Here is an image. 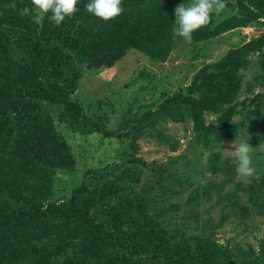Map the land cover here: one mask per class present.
I'll list each match as a JSON object with an SVG mask.
<instances>
[{
    "label": "trees",
    "instance_id": "obj_1",
    "mask_svg": "<svg viewBox=\"0 0 264 264\" xmlns=\"http://www.w3.org/2000/svg\"><path fill=\"white\" fill-rule=\"evenodd\" d=\"M84 3L56 25L46 17L33 19L31 12L21 15L31 0H0V264H264V234L258 252L216 237L230 216H264V184L251 180L244 188L236 183L234 189L250 190L252 208L235 190L218 193L233 180L234 168L229 163L218 168L217 152L210 153L209 167L223 170L226 178L219 185L199 184L190 169L175 167L185 160L195 168L189 154L149 164L139 156L138 143L144 135L170 143L162 128L167 122L191 125L194 151H189L194 155L199 146L220 147L241 134L246 139L252 133L246 139L250 145L260 140L264 91L257 88L264 87V35L234 41L215 61L206 60L227 43L217 42L223 34L264 24L258 20L264 0L254 2V8L241 6L227 20L212 16L188 40L199 50L185 71L195 70L189 83L164 86L148 100L138 93L117 128L109 126L110 113L100 110L103 102L89 116L73 95L89 65L91 70L112 67L131 50L157 63L167 61L179 37L172 32L176 0H122L123 13L109 22L88 13ZM252 53H258L261 72L246 84L251 95L239 100L241 70L249 66ZM198 58L202 61L196 63ZM207 114L216 118L207 121ZM67 132L87 141L96 134L116 136L123 146L115 160L88 168L77 182V158ZM178 144L171 143V151ZM191 186L184 203L171 202V196ZM214 189L221 218L202 221L199 207L213 199ZM179 212L184 213L181 222Z\"/></svg>",
    "mask_w": 264,
    "mask_h": 264
},
{
    "label": "rangeland",
    "instance_id": "obj_2",
    "mask_svg": "<svg viewBox=\"0 0 264 264\" xmlns=\"http://www.w3.org/2000/svg\"><path fill=\"white\" fill-rule=\"evenodd\" d=\"M258 1L259 0H225V10L213 16L218 19V21L227 20L235 13H239L238 10L241 6L254 8V2L257 3ZM183 2L184 0H176L177 5ZM258 20L264 22V15L260 16ZM261 35H264V24H249L247 26L237 28L234 33L229 31L219 37L224 38V41L227 43H222L218 46V49L212 50L213 57L207 59L206 62L215 61V59L219 58L227 51V49L233 46L234 41L236 45L238 43L242 44ZM214 44L216 45L217 42L214 41ZM196 45L200 48V44ZM205 49L206 47L204 50ZM197 51L199 50L195 48V45H191L188 40L180 36L176 38V43L173 46L169 59L163 63H157L156 61L149 59L142 52L131 50L112 67L102 66L100 69L96 70H91V68L88 67L89 69L84 73L82 78L80 88L73 96L78 98L87 107L86 111L89 116H95L96 103L103 102V106L100 110L102 113H110L112 116V125L109 126L111 128H117V125L120 124L121 118L127 110V107L129 104L131 105L133 98L138 93H140V98L148 100L154 95H157L160 89L164 88V86L173 89L178 86L187 85L195 70L191 69L190 72L187 73L185 71H187L186 69L190 68V66L194 63V60H190V56L193 52L196 53ZM258 57V53H252L249 57L251 60L249 66L246 69L241 70V73L244 74V82L242 84V92L239 96V100H243L246 96L251 95L246 92L245 87L247 82L251 81L255 74L261 72V68L258 65ZM201 61L202 60L198 58L196 63ZM141 72L145 75L143 76V73ZM146 73L155 76L148 77ZM141 86L145 88L140 91ZM258 90L259 88H257V91ZM88 103L90 104L89 106ZM205 118L208 121L210 119H215L216 115L207 114L205 115ZM239 118L240 117L237 116L235 119L237 120ZM59 127L63 128L62 126ZM162 128L164 135L169 138L170 143H166L162 139L154 136L144 135L138 140L140 146V157L145 159L149 164H164L167 160L169 161L170 157L189 154L191 161L195 162V168L191 166L192 163L191 165H188L187 162H184L185 160L176 161L175 167H181L182 170L190 169V174L193 176L195 173L199 180V184L211 181L216 185H219L226 178L224 171L221 170L214 172L208 164L210 153L217 152L219 158L218 168L222 169L227 163L232 164L234 168L233 180L231 182H226L225 184L223 183L224 187L223 189H220V192L218 193L223 195L235 190L242 198V202L252 208L255 206V204L249 199V189L246 191V189L243 190L234 188L236 187L237 182L243 183L244 188L250 187L249 181L251 180L253 183L261 182L264 184V135L261 136L260 140L256 144L251 145L254 147V174L249 177L247 183H244L235 171V164L232 160L234 154L229 151L234 149V142L236 140L239 142L240 140L249 139L252 133H249V137L246 139L241 134V136L237 139L223 142L220 147L204 149L199 146V151H197L200 154L198 153V155H194L189 151L190 147L192 150L194 148L192 143L194 131L190 129L191 125L167 122ZM67 135L68 139L71 141L70 143L77 158V165L79 169V172L76 175L77 182L83 179V172L88 168L103 166L108 162L115 160L118 155V151L123 146V140L116 136H101L100 138L99 136L101 134H96V137L90 138V140L87 141L88 138H84V136L79 133L74 135L71 132H67ZM176 140L179 142L178 147L175 151H171L170 145ZM85 144L86 147H84ZM88 146L91 147L90 150L87 149ZM145 172L147 174L150 173L147 168L145 169ZM146 176L148 178L149 174ZM198 183L195 186L199 185ZM195 186L188 187L181 195L171 196V202L184 203L188 194ZM215 191L216 189L213 190V199L211 201L205 200V202L199 207L201 211L200 218L202 221L211 218L215 221V223H217L221 218L222 206H214V202L217 198L215 195L217 193H215ZM261 193L264 195V189L263 191L261 190ZM224 211H227V208ZM183 214V212H179V222L183 219L181 218ZM190 223L191 228L195 226L193 221ZM263 234L264 216L253 213L245 219L230 216V218H228L217 230L216 237L220 243H225L228 239H231V245L236 243L243 246L244 249H248L249 245H251L255 251L258 252L261 249L259 239L263 237Z\"/></svg>",
    "mask_w": 264,
    "mask_h": 264
},
{
    "label": "clouds",
    "instance_id": "obj_3",
    "mask_svg": "<svg viewBox=\"0 0 264 264\" xmlns=\"http://www.w3.org/2000/svg\"><path fill=\"white\" fill-rule=\"evenodd\" d=\"M80 2L81 0H31V6H25L19 12L21 15L31 12L33 19L37 21L46 17L60 25L79 11ZM83 7L88 13L105 22L118 18L124 11L122 0H86ZM225 8V0H184L174 9L172 32L191 40L195 31L206 26L213 15L221 13ZM234 143V149L229 152L234 154L232 160L235 171L242 182L247 183L254 174V147L249 140H236Z\"/></svg>",
    "mask_w": 264,
    "mask_h": 264
},
{
    "label": "water",
    "instance_id": "obj_4",
    "mask_svg": "<svg viewBox=\"0 0 264 264\" xmlns=\"http://www.w3.org/2000/svg\"><path fill=\"white\" fill-rule=\"evenodd\" d=\"M223 40H224V38H219V39H217V42H220V41H223ZM88 67H90V65ZM259 90L260 91H264V87H259Z\"/></svg>",
    "mask_w": 264,
    "mask_h": 264
}]
</instances>
